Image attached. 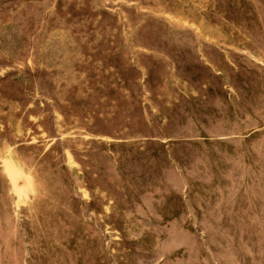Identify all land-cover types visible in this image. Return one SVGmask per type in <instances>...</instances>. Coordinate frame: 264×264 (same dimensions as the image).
<instances>
[{"label": "rangeland", "instance_id": "374dc122", "mask_svg": "<svg viewBox=\"0 0 264 264\" xmlns=\"http://www.w3.org/2000/svg\"><path fill=\"white\" fill-rule=\"evenodd\" d=\"M0 264H264V0H0Z\"/></svg>", "mask_w": 264, "mask_h": 264}]
</instances>
